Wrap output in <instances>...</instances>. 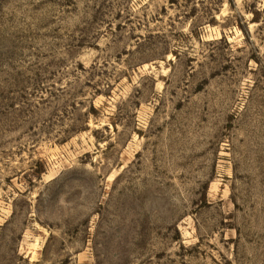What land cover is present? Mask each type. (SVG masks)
Listing matches in <instances>:
<instances>
[{
	"label": "rangeland",
	"instance_id": "1",
	"mask_svg": "<svg viewBox=\"0 0 264 264\" xmlns=\"http://www.w3.org/2000/svg\"><path fill=\"white\" fill-rule=\"evenodd\" d=\"M0 264H264V0H0Z\"/></svg>",
	"mask_w": 264,
	"mask_h": 264
}]
</instances>
